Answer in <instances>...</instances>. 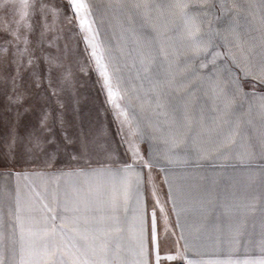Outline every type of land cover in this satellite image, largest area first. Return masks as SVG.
Segmentation results:
<instances>
[{"label": "rangeland", "instance_id": "obj_1", "mask_svg": "<svg viewBox=\"0 0 264 264\" xmlns=\"http://www.w3.org/2000/svg\"><path fill=\"white\" fill-rule=\"evenodd\" d=\"M175 2L90 0L106 62L110 69L120 70V103L128 110L131 128L146 127L153 135L160 132V158L166 162L164 153L173 140L178 144L174 151L182 156L184 143L180 141L195 138L207 158L198 162L189 159L181 166L206 164L213 167L214 177H231V173L234 177H264L260 147L264 140V102L260 100L264 84L252 78L261 74L264 62V38L258 35L261 28L242 20H251L249 6L244 12L243 5L229 0H182L188 5L183 11L199 29L196 34L211 42L209 53H221L211 63V55L195 54ZM29 3L33 5L28 17L32 31L24 32L30 41L29 52H24L23 40L12 35L15 10L0 9V215L5 221L6 261L11 259L9 209L15 211L17 195L26 216L38 215L37 192L49 203L55 196L60 204L64 201L61 194L75 193L84 177L65 176L57 183L49 175L33 173L68 171L75 166L68 164L72 154L78 155L85 143L92 168L104 161L97 144L121 150L118 122L96 65L85 51L68 0ZM30 57L32 64L28 63ZM244 71L252 75L245 77ZM234 79L241 84L239 92ZM158 103L163 108H158ZM45 114L51 131L41 126ZM234 129L239 133L237 145L227 159L217 160L215 144ZM30 133L42 137L43 151L25 152ZM13 136L17 138L15 159L9 151ZM249 142L254 145L251 172L248 162L241 163L239 156ZM53 153L56 159L46 164ZM16 173L27 176L17 178Z\"/></svg>", "mask_w": 264, "mask_h": 264}, {"label": "snow or ice", "instance_id": "obj_2", "mask_svg": "<svg viewBox=\"0 0 264 264\" xmlns=\"http://www.w3.org/2000/svg\"><path fill=\"white\" fill-rule=\"evenodd\" d=\"M68 6L83 34L85 51L89 53V59L94 61L96 69L102 78V87L107 92V101L111 105L114 117L119 125L121 134L120 145L123 146L124 151L122 154H118V149L116 148L97 144L96 149L103 154L104 161L101 167L92 168L91 157L88 156V144L85 143L78 155L76 153L72 154L68 164L71 166L74 163L75 166L69 167L68 171H60L58 174L33 173V175H49L53 182L57 183L62 177L72 175L109 177L119 184L120 193L125 203H127V200L133 194L137 196L139 203L142 189L148 185L152 186L153 197H157L152 170L160 165V161L152 153H149V158L147 159L140 153L139 146L134 139L135 131L131 128L128 110L120 103L123 99V93L121 91L122 77L119 75L120 70L118 68L110 69L109 63L106 62L105 51L98 40L99 31L95 27L96 20L93 19V9L90 5V0H68ZM31 7L33 5L29 3V0H0V9L12 8L15 10L12 20V23L15 24V29L12 30V35L17 40H23L24 52H29L28 45L30 41L24 32L25 30L27 32L32 31V25L28 23V17L30 15L29 9ZM174 7L181 10L185 27L193 41L195 54L211 55L212 60L210 62L215 63L216 58L221 53H209L208 49L211 46V42L204 41L202 37L196 34L199 29L196 28L189 14L183 11L188 5L183 3L182 0H176ZM28 63H33L31 57ZM49 63L51 64V62ZM200 66L204 67L205 65L201 64ZM237 66L239 67V65ZM49 72H51V66ZM250 75H252L250 71H244L245 77ZM252 78L258 79L261 84H264V69L261 70L259 76L252 75ZM233 83L235 84L236 91L239 92L241 90L239 80L234 79ZM49 85L51 86L50 77ZM155 87L156 85H154ZM260 100L264 102V96H261ZM262 106H264V103H262ZM157 107L163 108V105L158 103ZM48 121V115H43L41 126L45 130L51 131V128L48 126ZM126 126L129 128V131L127 135H124L123 130ZM238 134V131L234 129L215 144L214 150L217 160L227 159L231 155L234 146L237 145L235 137ZM65 139L68 143H72L67 137ZM48 142L51 143L52 141ZM43 143L44 141L40 135L30 133L27 137V143L24 145L25 152L34 153L37 150L43 151ZM180 143H184L182 156L179 152L174 151L178 147L175 140H173L171 147L164 153V159L170 165L186 163L189 159L198 162L201 159L207 158L208 153L198 146L195 138L190 141H180ZM16 144L17 138L13 136L9 144V151L13 153V159H15L14 149ZM241 147L244 146L241 145ZM260 147L261 154L264 155V140L261 141ZM252 148H254V145L249 142L248 146L244 147V150L239 153L241 163L247 161L249 164L248 172H251L250 162L254 155V152L251 151ZM55 159L56 156L53 153L50 160H46L45 163H50L51 160ZM145 169L148 170L147 174L144 172ZM163 170L161 168V171ZM8 175L11 176L12 173L9 172ZM21 175L27 176V173H16L17 178ZM165 182H168L167 177L165 178ZM36 195L40 199V207L36 210L38 215L26 216L18 195L15 211L9 209L10 261H6L5 257V233L3 231L5 221L4 217L0 215V264H120L116 259V253H113L109 247L111 233L120 231L118 217L112 218L113 227L111 228L94 227V220L87 214V207L81 213L79 207H69L67 202L61 206L55 196H53L52 202L49 203L39 192ZM169 197L171 198V186ZM156 204H160L158 197L156 198ZM173 210H175V203ZM69 213H72V215H68ZM160 213L161 219L164 221V231L167 232V216L163 206L160 207ZM139 219L141 224L139 259L136 261V264H150L151 250L146 243L143 214H141ZM57 220H59V223H57ZM33 226L36 227L34 228ZM57 239L59 240L58 243L56 242ZM150 242L155 246L154 264H162V260L175 261L182 257L179 251L175 255H161L159 245L157 244V213L155 210H153L151 218ZM17 245L19 246L18 254ZM260 246L261 251L264 252V239L260 241ZM185 247H187V244ZM203 264H264V259L209 260L203 262Z\"/></svg>", "mask_w": 264, "mask_h": 264}, {"label": "crops", "instance_id": "obj_3", "mask_svg": "<svg viewBox=\"0 0 264 264\" xmlns=\"http://www.w3.org/2000/svg\"><path fill=\"white\" fill-rule=\"evenodd\" d=\"M229 2L243 5L244 12L251 11V20H248L249 17L242 20L255 22L256 28H261L258 35L264 38V26H261L264 25V0ZM256 22L261 25L257 26ZM254 67L257 68L256 65ZM259 69H264V62ZM128 131L126 126L123 134L127 135ZM134 131L140 153L146 159L152 153L160 161V165L152 170L160 204H156L157 197H153L151 185L142 189L139 203L135 194L125 203L119 184L111 178L84 176L80 180V189L75 193L61 194L64 198L61 206L67 202L69 207H79L81 213L87 207L94 227L111 228L112 218L118 217L120 231L111 233L109 247L116 253L120 264H136L139 259L141 214L146 243L151 250L150 264H154L155 246L150 242L153 210L157 213V244L161 255H175L178 251L182 254L175 261L162 260V264L264 259L260 246V241L264 239V177H234V173L231 177H214L213 167L206 164L170 165L160 158V132L153 135L146 127ZM119 147L118 154H122L123 146ZM161 168L164 170L161 171ZM144 172L147 174L148 170ZM161 206L167 216V232L161 219Z\"/></svg>", "mask_w": 264, "mask_h": 264}]
</instances>
